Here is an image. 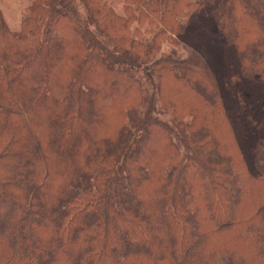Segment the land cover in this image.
<instances>
[{"label":"trees","instance_id":"trees-1","mask_svg":"<svg viewBox=\"0 0 264 264\" xmlns=\"http://www.w3.org/2000/svg\"><path fill=\"white\" fill-rule=\"evenodd\" d=\"M112 1L0 14V264H264V0Z\"/></svg>","mask_w":264,"mask_h":264},{"label":"rangeland","instance_id":"rangeland-1","mask_svg":"<svg viewBox=\"0 0 264 264\" xmlns=\"http://www.w3.org/2000/svg\"><path fill=\"white\" fill-rule=\"evenodd\" d=\"M80 3V0H77ZM33 0H0L1 19L12 30L18 31L22 26V20L27 15ZM117 11H121L119 0L112 1ZM81 10L83 12L82 6Z\"/></svg>","mask_w":264,"mask_h":264}]
</instances>
